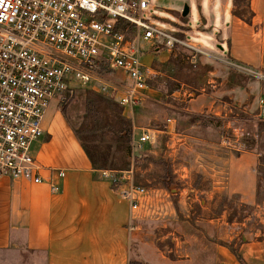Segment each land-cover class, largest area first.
<instances>
[{
	"label": "crops",
	"instance_id": "obj_1",
	"mask_svg": "<svg viewBox=\"0 0 264 264\" xmlns=\"http://www.w3.org/2000/svg\"><path fill=\"white\" fill-rule=\"evenodd\" d=\"M234 1L197 0L194 32L185 24L174 34L190 46L193 56L188 60L195 64L191 72L184 48L140 42L141 61L154 73L149 84L172 80L175 89L170 96L182 99L198 86L191 110L211 113L227 128L229 112L252 108V77L264 74V0H249L248 21L235 15ZM186 33L193 41L185 40ZM223 43L226 55L217 56L212 46ZM150 91L157 95L155 89ZM52 104L54 109L49 106L42 122L43 137L33 147L42 182L0 177V264H264V237L241 243L242 263L220 244L221 218H128L129 204L118 195L124 186L110 189L101 180L58 104ZM195 141L203 160L199 172L210 179L211 195L225 191L250 199L255 190L253 171L262 153L221 155L214 136H198ZM58 171L63 178L57 177ZM53 184L59 187L56 193L50 190Z\"/></svg>",
	"mask_w": 264,
	"mask_h": 264
},
{
	"label": "rangeland",
	"instance_id": "obj_2",
	"mask_svg": "<svg viewBox=\"0 0 264 264\" xmlns=\"http://www.w3.org/2000/svg\"><path fill=\"white\" fill-rule=\"evenodd\" d=\"M196 2L150 0L148 14L152 17L148 20L172 34L181 31L180 27L185 24L194 32ZM234 6L236 15L248 21L251 14L249 0H235ZM184 7L188 13L181 17ZM185 40L193 41L192 34L186 33ZM177 46L184 48L182 54L187 71L191 72L195 65L188 60L193 56L191 50ZM212 51L224 57L225 43L213 45ZM187 79L186 74L183 81L187 83ZM251 82L252 108L243 112L241 106L229 112L226 117L231 125L228 128L223 127L222 119L211 113L191 110L196 105L194 99L199 94L198 86L189 89L183 99L171 97L175 83L166 78L160 85L150 82L149 87L155 89L157 95H151L150 91V98L131 111H125L114 101L85 88H75L71 95L66 94L57 109L61 114L60 107L65 106L66 113L61 117L73 134L77 132L89 153L92 163L88 160L93 169L108 170L117 177L125 176L120 186L129 183L147 190L138 210L132 212L130 209L128 218H221L223 239L219 242L241 259L238 254L241 243L264 237V92H261L264 74L255 75ZM54 106L50 105V109ZM170 119H174V123H169ZM168 124L171 125L169 129ZM144 131L149 133L151 141L137 148V138ZM198 136L218 139L221 155L229 151L236 155L243 151L262 153L253 171L255 190L250 199L225 191L211 195L210 179H204L206 176L199 172L203 160L197 156H202L201 145L195 141ZM178 140H185V143ZM100 178L110 184V189H118ZM191 187L209 193L191 192ZM182 189L186 191L180 196ZM118 195L122 198L120 193Z\"/></svg>",
	"mask_w": 264,
	"mask_h": 264
},
{
	"label": "built area",
	"instance_id": "obj_3",
	"mask_svg": "<svg viewBox=\"0 0 264 264\" xmlns=\"http://www.w3.org/2000/svg\"><path fill=\"white\" fill-rule=\"evenodd\" d=\"M149 9L150 0H0V177L42 182L34 144L43 137L50 104L75 88L91 89L125 111L150 98L154 73L141 61L140 42L190 46L155 27ZM150 141L144 131L136 147ZM99 174L118 188L125 178ZM122 186L120 195L137 211L147 190Z\"/></svg>",
	"mask_w": 264,
	"mask_h": 264
},
{
	"label": "trees",
	"instance_id": "obj_4",
	"mask_svg": "<svg viewBox=\"0 0 264 264\" xmlns=\"http://www.w3.org/2000/svg\"><path fill=\"white\" fill-rule=\"evenodd\" d=\"M235 13V12H234ZM235 15H236V13H235ZM71 93L72 92H69V93H67V94H69V95H71ZM89 105H92V103H88ZM60 112H61V114H63V115H65V106L64 107H60ZM74 135H75V137L77 138V140L79 141V144H80V146H81V148H82V150H83V152L85 153V155L88 157V159L91 161V163H92V160L90 159V156H89V153H88V151H87V149L81 144V141H80V139L78 138V134H77V132H74ZM237 259L239 260V261H241L242 262V259H240V257L239 256H237Z\"/></svg>",
	"mask_w": 264,
	"mask_h": 264
},
{
	"label": "water",
	"instance_id": "obj_5",
	"mask_svg": "<svg viewBox=\"0 0 264 264\" xmlns=\"http://www.w3.org/2000/svg\"><path fill=\"white\" fill-rule=\"evenodd\" d=\"M188 9L186 7H184V9L181 12V16L185 17L187 15Z\"/></svg>",
	"mask_w": 264,
	"mask_h": 264
}]
</instances>
